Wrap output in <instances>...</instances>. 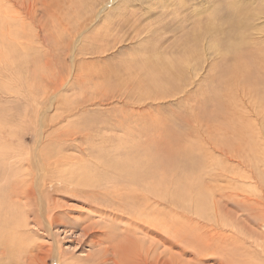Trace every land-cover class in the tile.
Segmentation results:
<instances>
[{
	"label": "rangeland",
	"instance_id": "obj_1",
	"mask_svg": "<svg viewBox=\"0 0 264 264\" xmlns=\"http://www.w3.org/2000/svg\"><path fill=\"white\" fill-rule=\"evenodd\" d=\"M103 2L0 0V264H57L55 246L65 262L85 258L98 226L131 221L118 249L132 264H264V0ZM232 3L239 18L226 16ZM193 35L185 72L151 89L138 84L147 81L144 58H181ZM36 160L142 162L150 181L142 176L132 195L141 216L125 204L133 186L119 179L102 200L98 188L84 194L45 169L53 181L42 207L58 216L50 230L34 213L24 221L11 189L34 177Z\"/></svg>",
	"mask_w": 264,
	"mask_h": 264
},
{
	"label": "bare ground",
	"instance_id": "obj_2",
	"mask_svg": "<svg viewBox=\"0 0 264 264\" xmlns=\"http://www.w3.org/2000/svg\"><path fill=\"white\" fill-rule=\"evenodd\" d=\"M105 1L106 0H104V2L102 3L103 5H104ZM233 3H232V5L229 4L231 6V9L228 10L229 12L227 13L226 16H230V17L232 16V17H238L239 18L242 11H240L239 5L237 6V4L235 5ZM229 5H227V6H229ZM216 14H218L217 11H216ZM239 20H242V19H239ZM239 23H240V21H239ZM240 25H241V23L239 25H237V26H240ZM209 27L212 28L213 30L217 29L213 25H210ZM209 32H211V31H209ZM194 34H196V33H194ZM198 35H200V34H198ZM198 37L199 36H194L193 35L190 38V42H192V43L194 42V47L190 48V45L192 43L190 45L189 44L185 45L186 47L183 50V54H182L181 58H177V59H174V58H163V57L160 58L158 56V54H155V56H151L149 58H144L143 67L141 68V71L144 72L143 75L147 76V79H146L147 80L146 81L147 84H145L146 82L144 80L139 82L140 79H137L136 81H138V84L142 88L146 87V89H148V88L151 89V86L153 87L154 86L153 84H156V81H158L159 79L164 78L165 81L171 82V81H173V79L175 77H178L183 72H185L187 66L190 65L191 61H194V59H195V53H194L195 49H196L195 43L198 42L196 40V39H198ZM235 46L236 45H234V44L232 45V49L233 50H236ZM70 49H71V54L73 52L71 63H72V65H75L76 59H77L76 58V53H77L76 51H78V47H76L74 49V46H73L74 50L72 48H70ZM80 52H81V50H80ZM141 61L142 60H140L138 62H135L134 66L131 65L128 68H126L125 69L126 73L127 74L128 73H137L136 70H137V67H139V64H141ZM76 65H78V64H76ZM79 67H80V64H79ZM80 70H81V67H80ZM130 70H132V71H130ZM111 73H112V71H111ZM109 74L106 75V79H108V80H110V78L112 77ZM31 75L33 77V74H31ZM65 80H66V78H65ZM80 83H81V80H80ZM57 84H59V83H57ZM36 85H38V84H36ZM60 85L61 84H59V86ZM48 87H49L50 90L54 89V88H50V86H48ZM49 92H51V91H49ZM55 94H56V91H55ZM73 110H74V108H73ZM77 110H79V109H77ZM37 136H39V135H37ZM37 154H38V152H37ZM154 155H155V151L154 150H148L147 151L149 171H151L153 173L157 172L156 168H158L160 166V165L158 167L156 166V168L154 169V167H155V163H154L155 161L153 160L154 159L153 158ZM184 156L187 159L189 158L188 155L186 154V152L184 153ZM32 162H34L33 159H32ZM170 163H171V161H170ZM141 165H142V162L139 161V163H138V160L121 162L119 164L118 163H107V162H99V163L96 162L94 164H82V166H79L77 164H75V165L74 164H68V163H64V162L63 163L59 162L58 164H51V163L47 162V164H43L41 160H36V163H31V166H32L33 170L35 171V175L33 174L34 177H32V179L31 178L30 179L27 178L28 180L25 179V180L28 181L29 184H27L24 179L23 180L21 179L20 182L18 180H15V181L14 180H10L12 182L14 181V183L12 184L13 187L11 189L14 192L13 193L14 197L15 198L18 197L19 199H22L21 200L22 204H20L19 202L17 204H13L12 203L11 207L15 206L16 209L19 211V213L21 212L23 214L24 221L27 220L26 219L27 213L31 212L32 215L34 213V219H33L34 223H36L37 225H40V223H42L44 228H45V230H47L46 228H48V230H50V228H52L53 223H54V218L53 217L58 216L57 215L58 211H55L54 208L51 209V207L48 206L47 207L48 213H49V211L50 212L52 211V213H53V214L51 213L50 215H48L43 210L42 199H41L42 198L41 191H43V188H47L49 183L53 181L52 179H47L46 180V175L44 173H41V172L45 171V169H47L48 172H50L51 174L54 172V174L58 177V179H55V180H57L60 184H65V185L69 186L73 190H77L78 189V188H76L77 186L79 188H85L87 191L88 190L90 191V192H87L85 190L84 194H86V193H95L94 188H98V190L103 191V193L102 194H96L95 195V199H102V200H104V199L108 200L107 197H108V195L110 193V192H108V190L110 189V187L112 189H115V192H117V189H118L117 185H115V183H113V182H115L116 179H119V180L122 181V183H119L120 185L123 184V185L126 186L127 184H129L130 185L129 187L133 186V189L131 191H129V196L127 195V197H129L130 200L128 202H125V204L130 207V211L133 212V214H132L133 217L135 215L137 216L138 214H139V216H141V214H140L141 211L140 210H142V208L141 209H135V204L133 202V196H132V195H136V190L141 191V185H142L141 181L143 180L142 176L145 177L148 181H150L149 176H146L143 172L140 171L141 170ZM153 173H152V175H153ZM21 174H22V172H21ZM13 177L10 178V179H13ZM22 177H20V178H22ZM151 179L153 181V177ZM48 180H50V181H48ZM10 181H8V182L10 183ZM25 183L27 184V186L30 187V188L28 187V189H30V194H31L30 197L31 196L36 197V199H34V200H36L35 203H34V206L27 202L28 201V197H29V191H23V190H25V185H26ZM149 187H150L149 184H147L145 187H143V189L147 188V190H148ZM156 187H157V185H156ZM22 188H24V189L21 190ZM16 190H17V192H16ZM78 190L81 191L82 189H78ZM152 190H149V191L154 192L155 191V187ZM121 197H122V195L120 197H118V198L121 199ZM122 198H124V197H122ZM111 202L112 201H110L107 204H110ZM113 205L116 206L115 202L112 203V206ZM112 209H113V207H112ZM9 211H10V213H9ZM11 212H12V210H8V212H7L8 213V217H9V221H10V219H13V216H14V214H12ZM4 218H6V216L0 215V219L3 220ZM42 219H44L46 224L43 222ZM86 219H88V218L86 217ZM20 220L18 222L21 223L22 220L21 221ZM109 221H111V220H109ZM108 223H110V222H108ZM135 223L133 225V222L131 221L130 223H128V225H125V226L105 225V224H102V226H100V227L98 226L99 229H95L94 232H92L90 234V235L94 236L95 240L93 239V245L97 246L96 251L94 253L91 252L92 254L86 255L87 257H85V258H77V259L73 258V261L65 262V259L62 258L61 252L58 251V249L55 246V248H53V254L55 255V257L58 256L57 259H59V261H58L57 264H132V262L129 261V259L126 257L127 254H121V251H119V249L121 250V247L123 248L122 244L124 245V243H122V236L123 235H122V231H121L120 227H124V230H128L127 233H130L132 231V229L133 230L135 229L134 228L135 227ZM75 227H78V225H76L74 223L70 224V229H69L70 234L74 233L73 229ZM123 233H125V231ZM125 245H126V243H125ZM124 253H125V251H124Z\"/></svg>",
	"mask_w": 264,
	"mask_h": 264
}]
</instances>
